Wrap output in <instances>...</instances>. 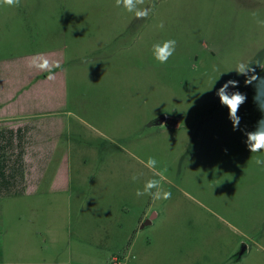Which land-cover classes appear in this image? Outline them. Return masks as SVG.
Masks as SVG:
<instances>
[{
	"label": "rangeland",
	"instance_id": "1",
	"mask_svg": "<svg viewBox=\"0 0 264 264\" xmlns=\"http://www.w3.org/2000/svg\"><path fill=\"white\" fill-rule=\"evenodd\" d=\"M144 6L147 19L115 0L0 6V131L24 129L9 153L14 165L23 149L21 187L0 194V264H264V153L247 150L216 89L239 80L242 128L264 113L243 76L213 71L264 58V0ZM168 39L160 65L152 45ZM40 55L61 64L54 79L28 66ZM149 157L168 200L135 195L159 178Z\"/></svg>",
	"mask_w": 264,
	"mask_h": 264
},
{
	"label": "clouds",
	"instance_id": "2",
	"mask_svg": "<svg viewBox=\"0 0 264 264\" xmlns=\"http://www.w3.org/2000/svg\"><path fill=\"white\" fill-rule=\"evenodd\" d=\"M21 0H0V6L8 8L19 7ZM117 7H122L126 12L132 13L136 19H147L152 12V7L144 6L145 0H115ZM253 17L256 18L257 24L264 26V20L258 18L257 13H253ZM158 27L163 29L164 24L161 22ZM177 41L174 39L164 40L152 45L153 58L160 64L165 65L169 59L174 55L176 51ZM28 66L34 68L40 72L48 73L47 79H54V70L61 68L59 61H52L43 55L33 57ZM257 69L264 72V58L259 55L249 59L239 60L234 67L227 72H221L217 66H213V71L219 72V78L222 74L235 72L237 76H243L245 86L251 85L255 94L253 96V102L257 109L264 113V100L261 99L264 94V76H261ZM218 81L215 80L210 87V90L214 88V85ZM239 80L229 79L226 80L218 89H216V96L219 98V102L222 107L228 110V119L232 124L233 131H241L245 136L244 143L247 150L251 154L264 153V116L259 119L255 126L248 130L247 127H241V117L239 116V110L243 104L247 101L246 93L239 91ZM146 168L153 171L154 176L159 177L149 179L145 181L142 189H137L135 195L137 197L150 196L153 200H168L171 198V192L162 189L161 181L164 176L161 172L157 171V160L154 157H149L146 161H141ZM257 165L264 167V158L257 157L255 160ZM132 179L135 181L136 176Z\"/></svg>",
	"mask_w": 264,
	"mask_h": 264
},
{
	"label": "trees",
	"instance_id": "3",
	"mask_svg": "<svg viewBox=\"0 0 264 264\" xmlns=\"http://www.w3.org/2000/svg\"><path fill=\"white\" fill-rule=\"evenodd\" d=\"M23 131L18 129L16 134H14V131L10 132L11 134L0 131V194L1 192H9L12 187H21L18 176L20 175L22 177L21 179L24 178L23 149L18 151L17 164L14 165L9 164V153H11V148L13 149L15 147L13 145L15 135H19L20 142L23 141L21 139V132Z\"/></svg>",
	"mask_w": 264,
	"mask_h": 264
},
{
	"label": "water",
	"instance_id": "4",
	"mask_svg": "<svg viewBox=\"0 0 264 264\" xmlns=\"http://www.w3.org/2000/svg\"><path fill=\"white\" fill-rule=\"evenodd\" d=\"M165 119H166V117L165 116H163V117H161V118H159L157 121H156V124H163L164 122H165ZM246 252V248H244L240 253H239V255H238V259H241L242 258V256H243V254Z\"/></svg>",
	"mask_w": 264,
	"mask_h": 264
},
{
	"label": "flooded vegetation",
	"instance_id": "5",
	"mask_svg": "<svg viewBox=\"0 0 264 264\" xmlns=\"http://www.w3.org/2000/svg\"><path fill=\"white\" fill-rule=\"evenodd\" d=\"M163 124H165L167 127L173 126V125L170 124V122L168 120H166ZM163 124H160V125H163Z\"/></svg>",
	"mask_w": 264,
	"mask_h": 264
},
{
	"label": "crops",
	"instance_id": "6",
	"mask_svg": "<svg viewBox=\"0 0 264 264\" xmlns=\"http://www.w3.org/2000/svg\"><path fill=\"white\" fill-rule=\"evenodd\" d=\"M166 120H168L170 123H172V125L175 124L174 121H172L171 119H169V118H167V117H166ZM166 120H165V121H166ZM246 250H247V249H246Z\"/></svg>",
	"mask_w": 264,
	"mask_h": 264
}]
</instances>
